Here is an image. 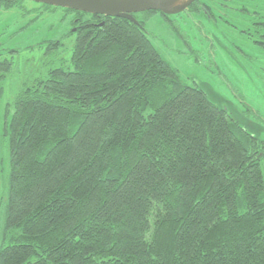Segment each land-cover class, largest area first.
<instances>
[{"label":"trees","instance_id":"trees-1","mask_svg":"<svg viewBox=\"0 0 264 264\" xmlns=\"http://www.w3.org/2000/svg\"><path fill=\"white\" fill-rule=\"evenodd\" d=\"M212 1L189 7L212 18ZM232 1L262 48L259 0ZM37 5L69 17L74 43L59 59L62 42L44 41L42 70L5 107L0 264H264V141L243 124L257 113L183 82L145 28L157 12L134 24ZM12 68L0 57V80Z\"/></svg>","mask_w":264,"mask_h":264},{"label":"rangeland","instance_id":"rangeland-1","mask_svg":"<svg viewBox=\"0 0 264 264\" xmlns=\"http://www.w3.org/2000/svg\"><path fill=\"white\" fill-rule=\"evenodd\" d=\"M23 6L31 13L21 15L22 11L14 10L0 14V57L13 62L12 72L0 80V241L10 171L8 143L3 136L5 107L12 103L19 85L42 70L35 68L44 56V41L62 42L57 49L59 59L70 56L74 43V37L66 36L69 17L60 21L63 14L60 10L43 13L42 8L28 1ZM38 12L43 14L35 18ZM147 17L145 28L149 38L163 58L177 69L183 82L221 96L238 119L239 112L243 114L241 103L250 106L258 118L245 113L243 124L248 132L264 141V50L253 46L256 36L241 33L253 29L236 26L231 17L227 18V24L210 21L205 15L192 14V19L176 15L170 22L160 14ZM30 45L36 46L33 50L23 49Z\"/></svg>","mask_w":264,"mask_h":264},{"label":"water","instance_id":"water-1","mask_svg":"<svg viewBox=\"0 0 264 264\" xmlns=\"http://www.w3.org/2000/svg\"><path fill=\"white\" fill-rule=\"evenodd\" d=\"M55 8L109 18H121L137 24L133 15L157 12L165 17L185 13L195 0H24Z\"/></svg>","mask_w":264,"mask_h":264},{"label":"flooded vegetation","instance_id":"flooded-vegetation-1","mask_svg":"<svg viewBox=\"0 0 264 264\" xmlns=\"http://www.w3.org/2000/svg\"><path fill=\"white\" fill-rule=\"evenodd\" d=\"M227 0H213L212 3H209V6H211V9H213V17L212 18H209L208 14L205 13V12H200L199 14L193 12L191 10L190 7H188L185 11V13H183V15L185 16H188L189 19H192V14L193 15H205L207 17L208 20H213L216 21V20H220L222 23L223 21H227V18L228 17H231L233 20H234V23L237 25H240V26H249L251 27L252 29L255 28L253 26V24L251 23H245L244 20H241V19H244V17L242 16V14L240 12H238L239 10L242 9L243 6H246V3H241V2H226ZM264 0H259L255 6L257 9H262L264 8V3H263ZM203 3L205 4L206 3V0H203ZM248 5V4H247ZM238 13V16H235L234 13ZM223 16H225L223 18ZM170 20L172 19H168V20H165L167 22H170ZM228 23V21H227ZM260 26V25H259ZM261 29H262V26H261ZM243 34H246V35H250V36H255L254 32H250L249 30H242ZM256 39H254L253 41H255ZM253 41H252V44H253ZM254 46V44H253ZM257 47V46H256ZM258 48H260V51L261 50H264V45L263 47L261 48V46H259Z\"/></svg>","mask_w":264,"mask_h":264}]
</instances>
